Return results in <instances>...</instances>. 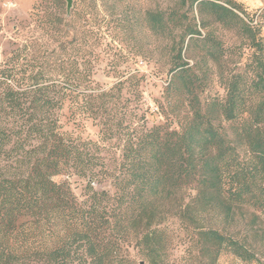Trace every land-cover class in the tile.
<instances>
[{
    "label": "trees",
    "instance_id": "16d2710c",
    "mask_svg": "<svg viewBox=\"0 0 264 264\" xmlns=\"http://www.w3.org/2000/svg\"><path fill=\"white\" fill-rule=\"evenodd\" d=\"M180 3L112 18V0H40L14 30L0 60V264H264L257 231L235 229L264 212V38L236 1ZM140 21L169 41L164 122L151 126L144 77L112 36ZM211 22L249 41L242 68L222 69ZM199 62L222 95L202 96ZM98 71L115 82L99 87ZM65 117L90 121L97 140Z\"/></svg>",
    "mask_w": 264,
    "mask_h": 264
},
{
    "label": "rangeland",
    "instance_id": "374dc122",
    "mask_svg": "<svg viewBox=\"0 0 264 264\" xmlns=\"http://www.w3.org/2000/svg\"><path fill=\"white\" fill-rule=\"evenodd\" d=\"M78 2L79 0H73ZM223 1V0H221ZM236 1L243 10L249 13L253 18L251 23L253 26L257 24L260 36L264 38V0H233ZM40 3V0H0V60L2 57V50L6 49V44L13 41L18 36H15L14 30L19 29L29 17L34 6ZM73 3V2H72ZM186 7H182L180 0H112V18L125 11H134L137 14L143 13L146 10L161 11L165 14L171 11H177L179 14L183 13ZM189 16H194L197 23L200 18L195 10L189 13ZM207 22H210L208 19ZM210 31L214 32L216 38L221 42L225 49V59L222 63V69L234 71L242 68L247 62L248 57L252 53L249 47V41L245 36H242L235 29H225L213 22L209 24ZM204 33V30H202ZM121 39L119 44L123 47L122 54L127 56L129 61L125 64L130 69L139 71V75L144 77L142 82V99L144 107L147 110L146 117L148 125L160 124L164 122V118L157 111V105L162 101V93L167 86L172 74L168 72V56H167V41L166 39L152 35L141 23L137 24L134 33L123 35V31L112 28V36ZM116 41V38H115ZM115 43V42H114ZM114 51H112L113 55ZM184 59L193 65L194 61L199 58L195 53H183ZM199 62L200 69H198V76H204L203 79V97H212L214 95H222L223 90L217 81V69L208 62L202 64ZM95 83L103 88H109L115 79L110 74H105L98 71L94 77ZM68 117V116H67ZM66 122L65 130L72 131L74 135L82 139L97 140V128L92 125L90 121H68ZM174 126V124H173ZM56 181L64 179V177H55ZM74 193L78 196L81 193V185H72ZM251 211L239 215V222L235 229L252 228L257 231L258 241L256 246L261 248L264 260V212L255 211L258 215L257 219H253ZM220 264H242L238 260L229 255H224L220 259Z\"/></svg>",
    "mask_w": 264,
    "mask_h": 264
},
{
    "label": "water",
    "instance_id": "95a60500",
    "mask_svg": "<svg viewBox=\"0 0 264 264\" xmlns=\"http://www.w3.org/2000/svg\"><path fill=\"white\" fill-rule=\"evenodd\" d=\"M67 4V10H70L73 0H65Z\"/></svg>",
    "mask_w": 264,
    "mask_h": 264
}]
</instances>
